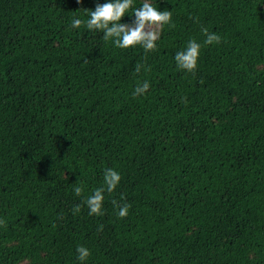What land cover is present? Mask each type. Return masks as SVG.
<instances>
[{"label": "trees", "instance_id": "1", "mask_svg": "<svg viewBox=\"0 0 264 264\" xmlns=\"http://www.w3.org/2000/svg\"><path fill=\"white\" fill-rule=\"evenodd\" d=\"M106 2L0 0V264H264V0H152L175 26L147 53L71 26Z\"/></svg>", "mask_w": 264, "mask_h": 264}, {"label": "clouds", "instance_id": "2", "mask_svg": "<svg viewBox=\"0 0 264 264\" xmlns=\"http://www.w3.org/2000/svg\"><path fill=\"white\" fill-rule=\"evenodd\" d=\"M134 0H110L103 4H97L95 10H87L88 17L86 20L80 18H74L72 20L73 28H80L82 25L92 32H103L102 39L105 41L111 40L114 45L121 49H127L141 46L145 52L155 51L157 48V41L160 39V32L164 25H170L174 27L172 22V12L169 10L160 11L152 0H143L142 7L133 8ZM128 12H132L135 16L134 21L131 24L121 23L122 17ZM198 22V18H197ZM206 39L204 45L218 44L221 42V37L214 33L209 32L207 28L202 29ZM202 44L195 39L188 41L187 46L178 51L174 57L177 67L187 72H195L198 60L201 53ZM142 64L137 63L135 72L140 73ZM150 88V82L145 80L142 83H138L135 90L132 93L133 98L139 97ZM186 102V98H184ZM120 173L115 169L104 170V187L97 188L93 195L85 198L84 203L89 209V215H102L104 192H113L121 181ZM78 186L74 188V193L80 196L83 192V187ZM121 199H125L121 197ZM113 205L118 208L117 215L121 218H125L129 214L131 205L128 203H119L116 200L112 201ZM81 210V205H77L73 208L74 213H78ZM5 221L0 220V225H4ZM103 226L101 225V230ZM78 259L85 261L90 256V250L85 246L77 247Z\"/></svg>", "mask_w": 264, "mask_h": 264}]
</instances>
